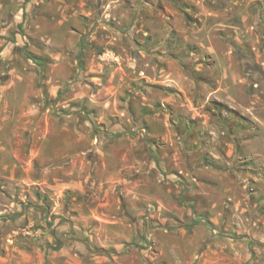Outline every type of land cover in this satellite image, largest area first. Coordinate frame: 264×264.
Wrapping results in <instances>:
<instances>
[{"label":"rangeland","instance_id":"obj_1","mask_svg":"<svg viewBox=\"0 0 264 264\" xmlns=\"http://www.w3.org/2000/svg\"><path fill=\"white\" fill-rule=\"evenodd\" d=\"M0 264H264V0H0Z\"/></svg>","mask_w":264,"mask_h":264}]
</instances>
